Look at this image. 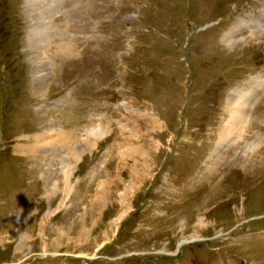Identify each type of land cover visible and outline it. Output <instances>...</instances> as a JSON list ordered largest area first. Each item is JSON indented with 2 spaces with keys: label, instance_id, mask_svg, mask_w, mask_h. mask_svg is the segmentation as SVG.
<instances>
[{
  "label": "rangeland",
  "instance_id": "rangeland-1",
  "mask_svg": "<svg viewBox=\"0 0 264 264\" xmlns=\"http://www.w3.org/2000/svg\"><path fill=\"white\" fill-rule=\"evenodd\" d=\"M258 124L264 0H0V264H264Z\"/></svg>",
  "mask_w": 264,
  "mask_h": 264
},
{
  "label": "bare ground",
  "instance_id": "bare-ground-1",
  "mask_svg": "<svg viewBox=\"0 0 264 264\" xmlns=\"http://www.w3.org/2000/svg\"><path fill=\"white\" fill-rule=\"evenodd\" d=\"M256 23L257 22H255V24H253L251 26V28H254ZM248 24H249V21L246 20L245 22L240 21L236 26L233 25L234 27L231 28L227 33H225L224 39H226L229 42H233V43H235L236 41H239L241 39V37L244 36L245 31H247V29H248L247 25ZM62 47H63V53H67V54L70 51V49H73L72 45L67 47L66 43H62ZM44 72H46V69ZM47 78H48L47 75H45L43 77H39V80H38L39 84H36V86H35V88L38 91L40 89L42 90V86H43V84L44 85L46 84ZM255 80H256V78H255ZM257 86H258V84H257ZM258 91L260 92V90H258ZM257 94L259 95L258 92H257ZM227 97L228 98L225 99V101L227 100L226 101V108L228 109V113H229L230 117H229V120L225 123V125L223 124L224 129L222 131H220V138H219L220 141L216 145L217 149H219L220 147H222L224 145L226 146V145H229L232 143L236 144L239 140L241 141L242 139H246V137L244 138V133H245V129L247 128L246 125L249 122V121L247 122V120H248L247 118L251 115L250 110L253 107L254 102L257 100L254 89H252L249 93H246V91H244L243 89L242 90L234 89ZM99 128L101 130H99ZM258 129L263 130L264 125L258 124ZM86 130H87V133H86V131L84 132V133H86L85 136L87 139H90V140L92 138L93 139L99 138L100 136L104 135V133H105V132H103V127L99 126L98 123H95V124L93 123V125ZM250 137L252 138L255 136L250 134ZM49 138H51L54 141V143H57V142L66 141L67 139L71 138V136L69 137L67 132H64L62 130V132L60 131V134L52 136V137L49 134H47L46 136H44L43 140L47 141ZM83 140L87 142L86 139H83ZM258 147H259L258 144L255 143L252 145V143L248 142V144L246 145V150H248V151L251 150L252 152H256L258 150ZM247 153H249V152H247ZM70 167L71 166H69V168ZM164 199H166V197Z\"/></svg>",
  "mask_w": 264,
  "mask_h": 264
}]
</instances>
